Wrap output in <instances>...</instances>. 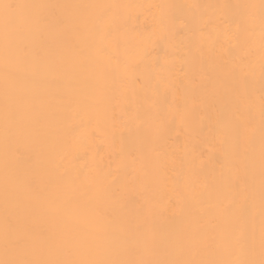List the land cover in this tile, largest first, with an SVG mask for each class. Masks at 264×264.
Wrapping results in <instances>:
<instances>
[{
	"label": "bare ground",
	"instance_id": "obj_1",
	"mask_svg": "<svg viewBox=\"0 0 264 264\" xmlns=\"http://www.w3.org/2000/svg\"><path fill=\"white\" fill-rule=\"evenodd\" d=\"M18 2L115 6L87 27L79 23L80 9L58 10L73 23L37 24L20 38L39 55L24 61L9 84L23 102L9 144V207L18 235L49 228L73 258H94L97 248L138 258L145 233L156 238L152 255L159 257L160 241L190 236L189 246L205 258H220L233 235L244 232L255 236L258 253L264 98L258 18L236 33L242 6L260 0ZM116 65L137 70L114 80ZM4 92L0 56V258ZM97 190L103 195L96 197Z\"/></svg>",
	"mask_w": 264,
	"mask_h": 264
},
{
	"label": "snow or ice",
	"instance_id": "obj_2",
	"mask_svg": "<svg viewBox=\"0 0 264 264\" xmlns=\"http://www.w3.org/2000/svg\"><path fill=\"white\" fill-rule=\"evenodd\" d=\"M113 5H67L51 3H22L18 0H0V56L4 67V104L3 127L5 141V211L3 217V258L0 264H264V98L261 100V154H260V214L261 226L259 237V251L254 235L239 232L233 235L231 241L225 245L220 258H205L199 249L189 246V236L184 243L176 240L160 241L161 254L159 257L152 255V247L156 245V238L148 233L143 236L144 254L138 258H127L118 249L97 248L94 258H73V252L66 245L55 241L49 228L39 227L31 229L26 236L21 237L17 232L18 216L10 209V202L14 197L13 170L10 162L9 144L22 117V99L9 87L11 82L18 79L19 66L29 58H35L39 53L31 46L21 42V36L30 33L37 24H48L54 21L57 28H64L73 23L72 18L58 14V10L77 8L82 11L80 24L87 27L89 24H98L111 15ZM246 12L241 23L237 25V35L240 31L252 28L257 18L259 20L261 36V63L260 71L264 76V0L259 5H243ZM89 8L101 9L96 17L83 15ZM258 10V13H257ZM36 39L42 33H34ZM111 33L104 31L102 39L108 40ZM161 40L166 39L161 35ZM101 55L108 56L111 63L112 56L107 49H99ZM142 55H148L145 49ZM137 66L125 65L121 70L116 65L111 70V76L121 79L123 74H135ZM140 78H136L139 84ZM158 91V89H157ZM96 197L103 195L101 190L94 194ZM17 207H20L17 202ZM102 239V238H101ZM29 241L31 243H29ZM205 247H211L205 244Z\"/></svg>",
	"mask_w": 264,
	"mask_h": 264
}]
</instances>
